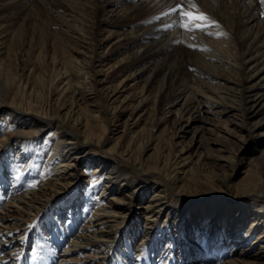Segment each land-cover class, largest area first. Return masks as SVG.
Segmentation results:
<instances>
[{
	"label": "bare ground",
	"instance_id": "obj_1",
	"mask_svg": "<svg viewBox=\"0 0 264 264\" xmlns=\"http://www.w3.org/2000/svg\"><path fill=\"white\" fill-rule=\"evenodd\" d=\"M170 1L135 0V3L125 5L124 0H94L87 4L86 8H92L98 16L97 27H110L107 32L103 28L98 34L97 45L113 48L106 55L99 51L97 58L118 54L125 65L119 75L121 79L114 83L106 77L103 64H98L99 68L95 70L102 76L99 91L105 98V120L98 112L100 109L83 105L88 89L84 80L73 81L67 78V73L62 74L55 87L56 97L49 103L48 99L41 97L38 81L19 87L0 69V149H4L3 154L0 150V197L6 198L9 219L15 215L25 218L18 219L20 224H14V227L0 224V264H25L24 249L15 244L17 238L8 236L12 235L13 229L18 230L20 225L28 222L32 227L25 228L18 239L27 244L32 239L28 238L29 230L44 224L41 252L47 253L45 247L55 251L59 245H65L59 264L75 261V258H69L71 252L90 264H104L109 258L117 260L114 261L116 264H124L112 253L117 251L118 236L123 233L127 236L129 232L142 233L137 256L144 254L147 259L133 257L127 264H182L183 251L200 258L198 264H248L252 261L250 257H264V143L258 146L259 154L254 158L258 159L257 170L246 171L250 176L235 183L232 203L213 202L208 214L207 211L204 213L206 217L196 221L198 215L193 218L189 209L198 202V194L191 186L204 181L197 175L193 160L177 158L165 150L164 139L158 133L154 139H157L156 143L148 139L145 145L141 139L142 123L146 122L145 96L123 118L132 100L128 86L136 85L138 80L148 83L159 71L164 77L175 75L178 64L172 59L183 58L176 49L182 43L200 49L197 52L205 59H200L196 67L200 70L204 66L212 77H218L212 72L216 62L223 68H243L248 84L241 97L245 106L249 105L248 113L252 117L261 114L264 111V6L258 0L251 3L249 0L202 1L214 17H221L224 14L221 8L227 5L236 9L233 33L241 50L237 56L232 52L235 46L232 40L225 44L223 38H217L220 25L218 28L209 26L206 31L219 34L208 37L199 35V31L164 30V24L178 19L175 15L159 21L153 18V23L140 27L130 21L138 11L150 8L160 9L156 15L159 16L167 11L164 7ZM129 80L134 82L129 84ZM12 87L14 95L11 96ZM165 105L167 113L175 112L176 120L181 124L175 135L188 132L193 121L204 120L202 115L208 112L224 122L222 127L227 133L236 130L241 140L250 137L256 143L264 139V131H259L261 125L248 126L233 121L230 117L235 116V107L201 92L192 78H187ZM205 107L207 110L203 109ZM109 124L114 125V133H120V139L118 136L113 138L104 151L108 160L87 156L90 146H100L103 142L104 133L98 132V125H102L105 131ZM150 131L154 136L157 129L151 128ZM143 143L144 150L153 153L151 162L139 159L135 154ZM15 163L21 164L19 171L15 170ZM34 163H40V166L35 167ZM81 164H84L83 172L77 169ZM258 172L261 175H257ZM141 174L174 185L179 196L175 208L165 195L159 197L156 190L152 197L139 196L144 187L138 182ZM8 183L12 186L8 187ZM135 204L142 209L143 215L133 209ZM237 206L239 213L230 219L231 228L227 231L224 227L227 218L233 215ZM202 210L199 214H203ZM163 215L166 218L162 222ZM159 225L161 230L157 237ZM164 230L170 234L167 238L163 235ZM249 237V242L258 245V251L247 244ZM144 242L146 246L141 245ZM163 243L165 246L160 248ZM241 246L242 251H239ZM119 252L127 254L121 249ZM43 256L37 254L36 258L43 259ZM46 259L52 264L51 256ZM194 262L190 259L187 264ZM26 264L42 263L39 259L36 263L32 259Z\"/></svg>",
	"mask_w": 264,
	"mask_h": 264
},
{
	"label": "rangeland",
	"instance_id": "obj_2",
	"mask_svg": "<svg viewBox=\"0 0 264 264\" xmlns=\"http://www.w3.org/2000/svg\"><path fill=\"white\" fill-rule=\"evenodd\" d=\"M93 1L94 0H0V49L2 51L0 54V69L9 76L12 83L19 87L26 84L28 86L31 81H38L39 93L42 98L48 99L49 103L53 102L56 97L54 92L56 89L55 87L58 85V78L62 74L67 73V78L70 77L73 81L84 80L86 82V89H88L85 92L83 105L86 104L89 108L100 109L98 112L105 120V118L107 119L106 107L104 106L105 98L104 95L102 96V92L99 91L101 87L99 80L102 76L98 75L95 70L99 68L98 64H103L106 68V77L111 83H114L117 79H121L119 75L125 65L122 64L121 58L117 56L118 54L111 55L110 58H97L100 55H98L99 51L106 55L111 51V47L113 48V46L102 47L97 45L100 37L98 34L103 28H105L106 31L107 29L110 30V27H105L103 25L97 27V14L92 8H86L87 4L90 5ZM202 1L203 0H194V3L200 11L207 13L208 16L216 20L221 26V31L217 38H223L225 44L232 40L235 44V46L232 47L234 50L232 52H236L235 55L237 54V56L240 55L241 50L237 42L234 41L235 33H233V19H236V9L227 5L221 8L224 13L221 17H214V15L207 10ZM258 2H260V0H258ZM133 3H135V0H124L123 4L130 5ZM173 3L174 0H171L165 5L164 9H168ZM185 10H188L187 0H185ZM159 11L160 9L152 10V8L145 11H138L130 21L137 27L145 26L153 23L151 20ZM199 32V35L203 34L208 37L213 36L209 35L208 33L210 32L208 31ZM196 33H198V31ZM222 33H227V35H222ZM176 49L181 53L183 58L172 59V61L175 60L176 65L178 64L175 75H167L164 77L162 71H159L155 73L148 83H144V80L142 82L138 80L136 85H127L129 91L132 92V100L129 105V110L126 111L123 118H126L132 111L133 106L145 96L146 102L144 109L146 113L144 117L146 118V122L142 123L144 130L141 134V139H144L145 145L148 139L156 143L157 139H154L155 135L158 133L164 139L162 144L165 150L171 151L177 158L187 157V159L193 160L196 172L198 171L197 175L204 182L196 186H191L196 194H198L196 199L198 202L190 206L189 212L191 215L194 214L193 218L198 215L196 221H199L203 216L206 217V214H204L206 213L205 211H207L208 214L212 209L213 202L219 200L232 203L231 200L236 193L234 188L235 183L246 180L250 176V172L252 173L253 170H257L258 159L256 160L254 158L259 154L258 146L264 143V139L262 138L256 143L253 142L254 140L250 137L241 140L236 130L227 133L224 127H222L224 122L220 121L217 117H213V115L208 112L202 115L204 120L193 121L192 126L187 128L188 132H179V135H175V132L181 127V124L176 120L175 112L167 113L165 104L169 99L173 98L174 92L186 83L187 78H192L196 81L201 92L211 95L218 101L235 107V116L230 117L235 122L245 123L248 126L261 125L259 131H264V125H262L264 121V111L255 117H252L248 113L249 105L245 106L243 98L241 97L244 94V87L248 84L246 71H244L243 68L241 70L230 69L227 66L223 68L221 64L216 62L213 63L215 69L212 72L218 75L219 78L212 77L211 74L206 72L205 69L207 68L204 66H202L203 69L200 70L196 67L200 59H205V57L198 54L197 51H200V49L196 50L194 46L190 47V45L183 43L178 45ZM116 52H119V50ZM237 59L241 61V58ZM206 60L211 61L210 59ZM188 63L191 64L187 65ZM197 81L199 83H197ZM128 82L132 84L134 81L129 80ZM220 83L222 86L219 85ZM9 94L11 96L14 95L13 87ZM141 108H143V106H140V109ZM140 109L138 111H140ZM203 109L207 110L206 107ZM230 126L233 127L234 125L230 124ZM113 128L114 125L109 124L104 131L102 125H98V132L104 133L103 142L100 146H90L87 149V156L108 160V156L104 151L111 145L113 138L120 135V133H114L112 131ZM151 128L157 129L154 136L152 134L153 132L151 133L150 131ZM180 135L183 137H180ZM118 138L120 139L119 136ZM137 149L138 150H135V154L139 159L146 161L148 159L150 160L149 162L153 160L152 151L147 152L144 150V143ZM0 150L3 154L4 149ZM1 157L2 156H0V158ZM33 165L38 167L40 163H34ZM14 166L17 171L21 169L20 163H15ZM83 166L84 164L78 165V171L83 172ZM246 171L249 173L247 174ZM257 175L261 174L258 172ZM138 182L139 185L144 186L139 196L144 194L149 198L157 191L156 193H159V197L165 195L168 200H170L172 208H175L179 196L176 194L177 188L174 185L169 186L160 178L156 180L146 174L139 175ZM7 186L11 187L12 185L8 183ZM188 188L191 189L190 187ZM159 197L157 196L156 198ZM250 199L252 200V198ZM250 199L248 201L252 202L253 200L251 201ZM5 202L6 198L0 197V224H7L11 227H14V224H20L18 219L23 220L25 218L15 215L9 219L6 213L7 209H5ZM137 205L138 204H135L133 209L143 215L142 209L137 208L139 207ZM200 209H203V214H199ZM237 209L238 206L234 208L231 217H226L227 222L224 227L227 231L231 228L230 219L239 213L236 211ZM165 218V215H163L160 220L163 222ZM242 222L239 223V227H241ZM220 224L221 221H219L218 226H220ZM43 225L44 224H40L39 228H32L29 230L28 238L32 239L29 240L27 244H24L25 242H22L18 238L25 228L32 227L30 226V222L24 226L20 225L18 230L13 229L12 235L8 236L17 238L15 244L24 249L23 262L25 264L32 260V254L36 255V257L37 254L40 256L44 255L43 259L41 257L36 258L39 259L42 264H48L45 263V260L48 261L46 258H50V256L52 264H59L63 257L61 254L64 253L63 248L65 245H59L55 248V251L54 249L51 250L49 247H45L47 248V253L43 254L41 252L40 245L43 244L44 241L42 240V235H44L42 229ZM239 227L233 230L239 229ZM160 228L161 225H159V230H157V237L160 235ZM166 232L167 231L164 230L163 235H166L164 237L167 238V235L170 234ZM38 233H40L41 236H38ZM141 235L142 233L137 235L135 232H133V234L129 232L127 236L124 233L120 234L115 245L117 251L113 252L112 255L119 256L120 261L124 264H127L129 258L132 259L133 257L139 258L141 256V259L145 261L147 256L144 258V254L137 256V249L140 246L138 243L140 242ZM129 236L130 238L128 239ZM249 241L250 237L247 239V244L249 247H254L255 251H258V245H254ZM64 242L67 244L68 239ZM145 244L144 242L141 245L146 246ZM162 246H165V243H163L160 248H162ZM238 246L239 245L236 247L238 248ZM119 249L127 252V254H120ZM240 250L242 251V246L239 247V251ZM230 251H232V249ZM49 252L50 256H48ZM234 252L236 251L234 250ZM182 255L184 257V259H182V264H187L190 259L195 260L194 264H198L200 261V258H195V256H192L189 252L183 251ZM77 256V253L71 252L69 258H75V261L69 264H90ZM250 259L252 261L248 264H264V257H260V259L253 258L255 260L254 262L252 257H250ZM10 260L12 261L13 259L10 258ZM114 261L112 258H109V262L104 264H116ZM177 262H179V259H177Z\"/></svg>",
	"mask_w": 264,
	"mask_h": 264
},
{
	"label": "snow or ice",
	"instance_id": "obj_3",
	"mask_svg": "<svg viewBox=\"0 0 264 264\" xmlns=\"http://www.w3.org/2000/svg\"><path fill=\"white\" fill-rule=\"evenodd\" d=\"M252 0H249L251 3ZM260 4L264 6V0H260ZM187 8L185 10V0H174L172 6H170L167 11H163L159 16L154 17L155 20L159 21L163 17L177 16L178 19L174 20L170 24H164V30H171L173 28H181L187 32L195 33L197 31L204 32L209 26L219 27L216 20L208 16L207 13L200 11L194 0H187ZM194 10V11H193ZM209 35L219 34V33H208ZM222 35H227V33H222ZM179 41H177L178 43ZM190 47H192L190 45ZM35 187V185H31Z\"/></svg>",
	"mask_w": 264,
	"mask_h": 264
}]
</instances>
